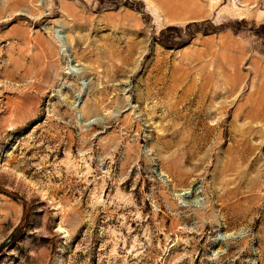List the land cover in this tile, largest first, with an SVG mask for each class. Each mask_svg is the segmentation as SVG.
<instances>
[{"label": "rangeland", "instance_id": "rangeland-1", "mask_svg": "<svg viewBox=\"0 0 264 264\" xmlns=\"http://www.w3.org/2000/svg\"><path fill=\"white\" fill-rule=\"evenodd\" d=\"M0 264H264V0H0Z\"/></svg>", "mask_w": 264, "mask_h": 264}, {"label": "water", "instance_id": "water-1", "mask_svg": "<svg viewBox=\"0 0 264 264\" xmlns=\"http://www.w3.org/2000/svg\"><path fill=\"white\" fill-rule=\"evenodd\" d=\"M16 233L17 232H15V234H13V236H11V238H9L6 243L10 242L15 237Z\"/></svg>", "mask_w": 264, "mask_h": 264}, {"label": "bare ground", "instance_id": "bare-ground-1", "mask_svg": "<svg viewBox=\"0 0 264 264\" xmlns=\"http://www.w3.org/2000/svg\"><path fill=\"white\" fill-rule=\"evenodd\" d=\"M77 73H79V72H77Z\"/></svg>", "mask_w": 264, "mask_h": 264}]
</instances>
